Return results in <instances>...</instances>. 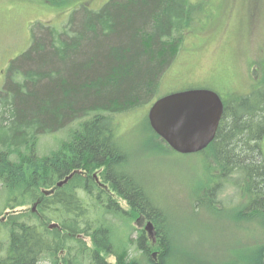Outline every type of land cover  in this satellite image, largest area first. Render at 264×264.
Wrapping results in <instances>:
<instances>
[{
    "label": "trees",
    "instance_id": "16d2710c",
    "mask_svg": "<svg viewBox=\"0 0 264 264\" xmlns=\"http://www.w3.org/2000/svg\"><path fill=\"white\" fill-rule=\"evenodd\" d=\"M191 5L80 4L64 26H37L10 62L0 89V264H139L138 257L186 264L175 256L164 212L120 169L126 154L114 139L116 117L156 97L196 23ZM205 7L200 12L210 11ZM250 72L248 91L222 98L217 132L201 151L206 176L193 198L195 213L206 203L251 232L235 234L227 248L236 252L234 264H264V76L255 77L264 63ZM43 136L53 139L45 151ZM227 185L237 197L228 206L217 195ZM138 217L154 225L155 241Z\"/></svg>",
    "mask_w": 264,
    "mask_h": 264
},
{
    "label": "rangeland",
    "instance_id": "374dc122",
    "mask_svg": "<svg viewBox=\"0 0 264 264\" xmlns=\"http://www.w3.org/2000/svg\"><path fill=\"white\" fill-rule=\"evenodd\" d=\"M106 1L71 0L68 5L64 2L53 7L44 0H0V89L10 62L29 47L37 26L60 28L80 4L98 9ZM188 1L192 3L190 12L196 23L166 71L156 97L187 87H209L225 99L230 97L227 94L248 91L253 80L250 69L264 63V0H208V4L202 0ZM205 5L210 11L200 12L199 8ZM258 75L255 77L264 76L261 72ZM145 105L115 119L114 142L126 154L120 169L166 215L167 232L178 246L173 252L176 250L178 260L181 258L179 263L234 264L236 252L227 248L234 243L235 234L249 238L251 232L241 230L226 210L217 213L202 202L198 212H194L197 204L193 198L203 184L204 166L209 159L202 152L183 155L166 148L152 133L147 120L150 104ZM41 140V151L53 143L46 136ZM55 143L56 140L53 147ZM262 149L264 155V140ZM234 190L227 185L217 195L226 199L228 206L229 200H237ZM120 203L125 205L122 200ZM146 221H141V228ZM154 230L152 224V233ZM131 235L135 237L136 233ZM148 235L156 240V236L149 232ZM152 258L155 261L157 255ZM138 261L145 264L142 257Z\"/></svg>",
    "mask_w": 264,
    "mask_h": 264
},
{
    "label": "water",
    "instance_id": "95a60500",
    "mask_svg": "<svg viewBox=\"0 0 264 264\" xmlns=\"http://www.w3.org/2000/svg\"><path fill=\"white\" fill-rule=\"evenodd\" d=\"M223 110L215 91L192 88L158 97L147 116L150 127L173 151L189 154L203 150L214 139ZM144 229L152 234L150 222Z\"/></svg>",
    "mask_w": 264,
    "mask_h": 264
},
{
    "label": "bare ground",
    "instance_id": "6f19581e",
    "mask_svg": "<svg viewBox=\"0 0 264 264\" xmlns=\"http://www.w3.org/2000/svg\"><path fill=\"white\" fill-rule=\"evenodd\" d=\"M93 172V171H92ZM102 188V187H101ZM42 196V195H41ZM75 200V199H74ZM8 215V214H7ZM62 252V251H61ZM60 264V263H59Z\"/></svg>",
    "mask_w": 264,
    "mask_h": 264
}]
</instances>
